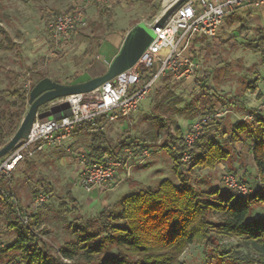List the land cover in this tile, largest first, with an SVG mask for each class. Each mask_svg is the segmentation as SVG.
<instances>
[{
    "label": "rangeland",
    "instance_id": "rangeland-1",
    "mask_svg": "<svg viewBox=\"0 0 264 264\" xmlns=\"http://www.w3.org/2000/svg\"><path fill=\"white\" fill-rule=\"evenodd\" d=\"M77 7H84L86 25L67 37L54 38L47 28L48 18ZM164 7L165 0H113L107 5L88 0H0V20L20 45L13 51L0 50V88L6 86L9 74L17 75L16 83L21 85L29 80L30 72L36 68L59 78L77 80L101 75L107 71L109 59L119 50L111 42L126 35L127 30L140 21L150 24ZM262 12L245 7L228 15L215 37L194 40L189 55L198 68L190 78L176 80L172 75L160 78L136 112L113 122L104 120L101 123L113 146L129 137L150 145L149 156L137 154L128 160L126 172L130 171V175L126 173L123 182L126 188L113 190L109 187L87 192L81 186L80 155L88 153L91 141V136L85 132L74 134V138L80 135L75 148L69 145L68 151L65 147L46 146L31 158L32 166L24 163L15 170L10 182L0 183L3 191L10 188L18 207L31 215V221L35 220V214L39 217V224L33 228L40 232L52 253L58 254L61 246L77 239L75 228L78 225L98 231L99 213L105 207L119 211L122 198L137 189H155L164 179L179 182L173 169L172 155L161 146L165 131L160 130L156 140L152 138L154 131L159 129L158 117L169 119L173 129L178 125L189 129L195 120L222 112L221 118L214 117L207 123L210 127L207 132L213 131L217 124L220 128L223 126L225 132L222 133L224 130L221 128L220 139L229 147L230 138L226 140L224 136L232 131L235 123L254 122L248 117L254 114L253 111L264 115L262 105L260 109L259 106H251L257 101L255 94L248 89L249 81L258 77L257 89L264 93V64L255 49L258 28L264 27ZM2 38L0 34V40ZM179 99L182 102L176 103ZM242 103L251 107L250 113L239 108ZM246 139L242 153H235L229 163H224L226 166L195 167L192 170V182L199 191L210 193L220 188L221 193H225L228 190L223 182L226 172L237 175L251 189H256L258 177L252 156L253 143L248 136ZM140 170H145L150 185L137 187L130 184L136 177L133 174ZM45 188L52 191L45 193L46 202L36 208V198L44 193ZM69 193L75 203H70V210L61 214L59 203ZM250 206L248 220L264 217L263 204L251 202ZM219 218L214 216L216 220ZM15 238V230L8 228L6 213L0 212V248ZM218 238L223 251L238 259V264H264V253H259L245 238L224 235ZM0 257H3L4 264L11 263L1 251ZM181 261L184 264H231L229 260L220 261L212 253H207L200 244L190 247Z\"/></svg>",
    "mask_w": 264,
    "mask_h": 264
},
{
    "label": "trees",
    "instance_id": "trees-1",
    "mask_svg": "<svg viewBox=\"0 0 264 264\" xmlns=\"http://www.w3.org/2000/svg\"><path fill=\"white\" fill-rule=\"evenodd\" d=\"M0 34L3 36L0 50L13 51L20 47L2 25V20ZM255 49L264 64V27L258 28ZM30 73L35 78L31 76L21 85L16 83L17 75L13 77L9 74L6 86L0 88V149L19 128L27 112L31 90L40 80L50 77L49 73L37 68ZM88 79L54 81L74 84ZM258 82V77L253 78L248 83V89L256 92ZM48 107L49 104H46L40 109L43 111ZM253 113L256 115L255 121L237 122L231 137V140L238 141L241 135L247 134L253 143L252 156L258 179L257 187L251 193H238L237 196V192L229 188L225 193H221L220 188L210 193L199 191L192 182V170L195 167L215 168L227 162L230 150L225 144L208 136L210 127L207 124L191 151L189 167L182 159L185 150L182 144L184 130L180 126L173 129L169 119L158 117L159 129L154 131L152 138L156 140L160 130L165 131L161 146L172 155L178 183L164 179L155 189L140 190L125 196L119 211L105 207L98 215V231H91L84 225L76 226L77 239L61 246L58 254L52 253L40 232L33 228L39 224L36 214L35 220L29 223H23L17 217L15 195L9 188L6 194L0 196V212L6 213L8 228L15 230L16 238L9 245L1 247L0 251L9 258L8 262L21 260L24 264H184L181 256L187 248L200 244L207 253H212L220 261L229 260L231 264H238V259L228 256L221 247L218 237L224 235L245 238L259 253H264V217L248 220L251 202L264 205V115L256 111ZM103 122V118L85 122L77 130L91 136L87 153L90 159H101L105 155L119 157L127 147H140L141 150L150 148L149 144L140 143L131 137L113 146L102 130ZM137 154L139 152L135 151ZM7 156L0 159V163ZM124 158L126 160V156ZM28 163L29 167L32 166V163ZM51 191L50 188L44 189L46 194ZM249 195L251 197L247 200ZM70 203H75L71 193L60 201L59 212L64 214L69 211ZM216 215L220 217L218 220L214 219ZM0 264H4L3 257H0Z\"/></svg>",
    "mask_w": 264,
    "mask_h": 264
},
{
    "label": "built area",
    "instance_id": "built-area-1",
    "mask_svg": "<svg viewBox=\"0 0 264 264\" xmlns=\"http://www.w3.org/2000/svg\"><path fill=\"white\" fill-rule=\"evenodd\" d=\"M175 1L177 0H173L172 3ZM88 2L107 5L113 0H88ZM245 7L262 9L264 0H186L183 2L169 16L164 25L155 28L156 39L132 68L91 92L70 95L53 103L69 102L72 109L71 116L60 120L37 118L28 137L21 140L19 145L0 163V183L10 182L18 165L23 160L36 156L46 146L65 147L69 151L70 148L66 142L73 138L83 123L94 122L100 118L113 122L136 112L141 101L151 92L160 78L166 75H172L176 80L190 78L198 68L189 55L194 40L199 37H215L224 19ZM155 21L156 19L150 25L153 26ZM85 25L84 7L53 14L47 21V28L56 39L67 37ZM222 115V112H217L201 117L185 131L182 140L185 147L182 158L184 162H191V151L207 123L214 117L221 118ZM248 117L254 120L256 115L250 114ZM135 151H138L139 155H150L148 149L141 150L140 147L136 149L127 147L124 149V154L119 157L105 155L101 159H90L86 153L81 154L79 162L81 186L87 192L109 188L118 170L135 156ZM125 156L126 160H124ZM129 175L130 171L127 172V176ZM223 182L227 188L239 194L247 195L253 191L233 173L226 172ZM2 194H6V191L0 188V195ZM46 200L45 193L39 194L35 207L42 206ZM16 215L23 223L31 221V215L20 209L18 205ZM10 264H24V262L16 260Z\"/></svg>",
    "mask_w": 264,
    "mask_h": 264
},
{
    "label": "water",
    "instance_id": "water-1",
    "mask_svg": "<svg viewBox=\"0 0 264 264\" xmlns=\"http://www.w3.org/2000/svg\"><path fill=\"white\" fill-rule=\"evenodd\" d=\"M185 1L177 0L169 6H165L164 11L156 18L153 26L146 21H140L135 24L125 35L121 47L110 62L105 73L74 84L59 83L50 77L40 80L30 92L28 100L29 108L19 128L8 143L0 149V159L11 153L21 140L28 137L32 125L37 118L60 120L72 115L69 102L65 101L53 104L56 100L74 94L91 92L103 83L114 79L119 74L132 68L156 39L155 28L164 25L169 16ZM46 104H49V107L41 111L40 108Z\"/></svg>",
    "mask_w": 264,
    "mask_h": 264
},
{
    "label": "crops",
    "instance_id": "crops-1",
    "mask_svg": "<svg viewBox=\"0 0 264 264\" xmlns=\"http://www.w3.org/2000/svg\"><path fill=\"white\" fill-rule=\"evenodd\" d=\"M258 10H260V11H263L262 13H264V8H262V9H258ZM156 17L157 16H155V19H156ZM3 25V24H2ZM133 27V26H132ZM6 29V28H5ZM131 29V27L127 30V31H129ZM7 30V29H6ZM124 38H125V35H123L122 37H120L117 41H115V42H111L112 43V45H113V47L114 48H120L121 47V45H122V43H123V40H124ZM15 40V39H14ZM16 41V40H15ZM17 42V41H16ZM18 43V42H17ZM118 52V51H117ZM117 52H115L114 54H113V56L109 59V62H108V64H110V62L112 61V59L114 58V56L117 54ZM106 59V58H105ZM107 60V59H106ZM109 66V65H108ZM50 78L51 79H58V80H60V81H62V82H65V81H70V80H73L74 78H72V79H70V78H67V77H57V76H53V75H51L50 74ZM259 84V82L257 83V85ZM261 89H257L256 90V92H254L253 94H255V99H256V105L255 104H253V103H251L252 105L251 106H259L258 107V109H260V108H262V107H260V105H262L263 107H264V93H262L261 91H260ZM260 92V95L258 96V93ZM239 102L241 103V101H240V99H239ZM240 103H238V105H241ZM235 105V104H234ZM239 108H241L243 111H244V109H247V113H250L251 112V107H249V106H246L245 104H243L242 103V106H239ZM235 125H236V123H235ZM234 125V128L232 129V131L231 132H229L228 134H226L224 137V139H228V138H230V140L228 141L229 142V147L227 146V148L230 150V153H231V155H230V158H229V160L227 161V162H225V164L226 163H229V161L233 158V156L235 155V153L236 154H238L237 152H239V153H242V146H243V144H244V142H246V138H247V134L246 135H241V139L240 140H238V141H235L234 143H233V141L234 140H231V137H232V134L235 132V130H236V126ZM178 126H180V127H182V129L184 130V132L187 130V128L186 127H183L182 125H178ZM221 128H223V132L222 133H224L225 132V129H224V127L223 126H221ZM221 128H220V125L219 124H217L216 126H215V129H213V131L211 130V131H209L208 133H211V134H209L208 136H210L212 139H216L217 141H219V142H223L222 141V139H220V135L222 134L221 133ZM79 138H80V135L79 136H77L76 138H72L71 140H69V141H67L66 142V145L69 147V145H71L73 148H75L76 146H75V143L79 140ZM222 144H224V143H222ZM70 146V147H71ZM251 149H252V147H251ZM31 159H25V160H23L19 165H18V167H17V169H19V168H21L22 167V165L24 164V163H26L27 162V166H29V164H28V162L30 161ZM77 164H78V162H77ZM224 163H222L221 165L219 164V166H226ZM78 166H79V164H78ZM16 169V170H17ZM127 169H128V162L122 167V168H120L119 170H118V172H117V174H116V176H115V178H114V180L111 182V184H110V187H111V189H113V190H118L120 187L122 188H126L125 187V185H126V183H123L125 180V178H126V171H127ZM146 172H145V170H140V171H136V173H134L133 175H136V177L133 179V181H131L130 182V184H132V185H135V186H137V187H140V186H144L145 184H148V178L146 177ZM133 182V183H132ZM128 184V183H127ZM148 185H150V184H148ZM135 189V188H134ZM100 190V189H99ZM103 190V189H102ZM140 190H142L141 188L140 189H137L136 191H140ZM124 198V197H123ZM122 198V199H123ZM193 245H191L190 247H192ZM189 247V248H190ZM189 248H187V250L189 249ZM186 250V251H187ZM185 251V252H186ZM184 255V254H183ZM182 255V256H183ZM182 256H181V258H182Z\"/></svg>",
    "mask_w": 264,
    "mask_h": 264
},
{
    "label": "bare ground",
    "instance_id": "bare-ground-1",
    "mask_svg": "<svg viewBox=\"0 0 264 264\" xmlns=\"http://www.w3.org/2000/svg\"><path fill=\"white\" fill-rule=\"evenodd\" d=\"M173 0H165V6H169Z\"/></svg>",
    "mask_w": 264,
    "mask_h": 264
}]
</instances>
